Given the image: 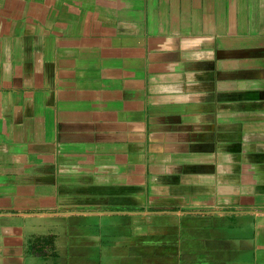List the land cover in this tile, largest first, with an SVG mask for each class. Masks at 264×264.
Returning <instances> with one entry per match:
<instances>
[{
	"label": "crops",
	"instance_id": "crops-1",
	"mask_svg": "<svg viewBox=\"0 0 264 264\" xmlns=\"http://www.w3.org/2000/svg\"><path fill=\"white\" fill-rule=\"evenodd\" d=\"M0 264H264V0H0Z\"/></svg>",
	"mask_w": 264,
	"mask_h": 264
}]
</instances>
